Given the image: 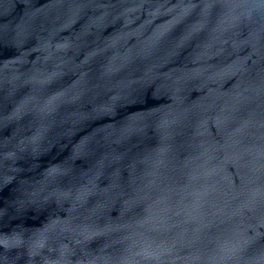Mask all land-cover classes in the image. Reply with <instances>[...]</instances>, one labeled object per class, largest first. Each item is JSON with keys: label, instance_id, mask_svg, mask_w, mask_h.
Returning <instances> with one entry per match:
<instances>
[{"label": "water", "instance_id": "95a60500", "mask_svg": "<svg viewBox=\"0 0 264 264\" xmlns=\"http://www.w3.org/2000/svg\"><path fill=\"white\" fill-rule=\"evenodd\" d=\"M0 264H264V0H0Z\"/></svg>", "mask_w": 264, "mask_h": 264}]
</instances>
